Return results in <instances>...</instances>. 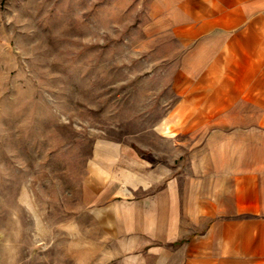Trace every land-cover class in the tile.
<instances>
[{
  "label": "rangeland",
  "instance_id": "1",
  "mask_svg": "<svg viewBox=\"0 0 264 264\" xmlns=\"http://www.w3.org/2000/svg\"><path fill=\"white\" fill-rule=\"evenodd\" d=\"M154 2L0 0V264H186L199 120Z\"/></svg>",
  "mask_w": 264,
  "mask_h": 264
},
{
  "label": "crops",
  "instance_id": "2",
  "mask_svg": "<svg viewBox=\"0 0 264 264\" xmlns=\"http://www.w3.org/2000/svg\"><path fill=\"white\" fill-rule=\"evenodd\" d=\"M152 7L186 24V114L199 120L188 130L186 264H264V0Z\"/></svg>",
  "mask_w": 264,
  "mask_h": 264
}]
</instances>
